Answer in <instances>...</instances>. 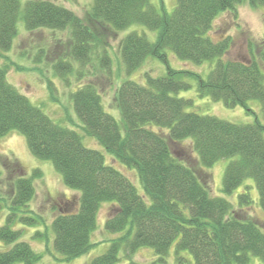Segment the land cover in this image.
Masks as SVG:
<instances>
[{"label":"trees","instance_id":"trees-1","mask_svg":"<svg viewBox=\"0 0 264 264\" xmlns=\"http://www.w3.org/2000/svg\"><path fill=\"white\" fill-rule=\"evenodd\" d=\"M175 1L174 10L167 14L159 13L150 0H93L84 20L49 0H27L23 9L20 0H0V52L10 49L19 19L27 31L69 26L67 55L81 66L96 46L103 44L99 27L115 33L140 24L156 31V38L149 41L129 33L121 40L119 52L126 72L138 69L148 57L166 66L164 76L146 75L144 85L124 81L119 86L114 100L121 124L104 111L94 85L83 84L70 94L82 132L125 168L135 169L148 200L138 194L124 173L106 164L102 153L85 147L76 131L54 123L31 104L7 82L8 64L0 66V138L11 131L22 134L31 155L50 161L64 186L80 193L78 210L60 211L52 222L54 248L66 261L84 255L93 246L90 236L96 229L98 210L101 203L110 202L112 210L104 228L120 235L89 264H115L121 249L130 258L142 247L151 248L158 261L164 262L174 242L178 264H187L179 255L185 251L193 264H249L250 256L264 264V231L248 213L252 205L248 190L238 195L233 208L226 199L210 194L209 173L202 169L233 158L224 170L222 193L230 195L246 179H252L264 211V124L258 119L234 124L200 115L187 111L193 105L191 100L171 96L190 89L186 79H193L198 96L222 101L227 107L241 106L252 114L248 101L257 100L264 120V75L258 62L252 58L249 62L223 61L229 39L208 37L215 17L228 10L236 12L244 0ZM246 1L252 7L264 6V0ZM166 50L180 60L200 64L217 58V64L204 79L171 68ZM102 59L110 63L106 51ZM71 64L62 56L53 70L62 76L72 70ZM47 86L51 93V83ZM182 142L191 147L199 170L174 154V144ZM21 175L13 180L7 224L0 226V240L13 244L0 252V264H35L40 259L28 243L17 241L20 233L8 225L16 212H32L28 203L35 194L33 179L40 177V172ZM20 219L34 222L27 216Z\"/></svg>","mask_w":264,"mask_h":264},{"label":"rangeland","instance_id":"rangeland-1","mask_svg":"<svg viewBox=\"0 0 264 264\" xmlns=\"http://www.w3.org/2000/svg\"><path fill=\"white\" fill-rule=\"evenodd\" d=\"M26 1L20 0L21 9H23ZM49 1L70 10L78 18L84 20L91 10L93 2V0ZM150 3L159 13L167 14H171L176 6L175 0H150ZM102 28L99 27L97 30H103V44L96 46L97 48L90 55V58L84 65L80 66L74 64L67 55L71 43L69 26L62 30L39 28L34 31H27L22 20L19 19L16 23L17 34L12 40L10 49L0 52V66L8 64L7 82L23 94L31 104L39 108L54 123L76 131L82 136V144L85 147L102 153L106 164L124 173L138 194L148 200L141 188L135 169L125 168L106 153L93 138L82 132L80 128L82 122L73 110L70 94L83 84L94 85L101 96L104 111L121 124L120 112L114 100L119 86L124 81L144 85L146 75L162 77L166 74V66L160 60L148 57L138 69L131 73L126 72L118 44L129 33H136L145 36L149 41H154L156 31L149 30L140 24L131 25L115 33L108 28L105 30ZM261 28H264V6L252 7L244 0L236 6V12L228 10L215 17L208 37L215 41L224 38L229 39V49L222 57L223 61L249 62L252 58L258 62L264 75V39L252 38V30ZM103 51H106L110 59L109 64L102 59ZM62 56L73 65L71 64V71L67 70L63 72L62 76H59L53 70V66ZM166 56L171 68L188 70L204 79L217 64V58L200 64L180 60L170 50H166ZM186 81L191 85L190 89L179 91L176 94L172 93L171 96L191 100L193 105L187 111L214 116L234 124H251L255 119L264 124L260 104L257 100L248 101V106L252 110V114H250L241 106L227 107L222 101H213L209 97L198 96L195 81L193 79H186ZM48 82L51 83V93L47 86ZM173 149L178 159L188 162L196 170H199V164L188 143L174 144ZM231 160L233 158L220 159L210 168L200 166L209 173L210 194L213 197L226 199L233 208H236L238 195L248 190L252 199L248 213L264 231V211L259 207V195L252 179H246L230 195H224L221 191L224 170ZM34 170L40 172V177L36 176L33 179L35 194L28 203V209L32 212H16L17 216L8 225L20 233L17 241L28 243L34 252L40 255V259L35 264H89L93 258L106 252L111 240L120 235L119 233L108 232L104 228L107 215L112 210V203L110 202H103L100 205L96 229L90 236V242L93 243V246L87 253L66 261L55 250L53 219L60 211L73 212L78 210L80 193L64 186L60 173L55 170L50 161L38 159L31 155L24 136L17 131H11L7 136L0 138V226L7 224L14 178L19 174L30 177ZM25 216L34 219V222L27 223L20 219ZM12 246L13 244H6L0 240V252L8 250ZM174 246L175 242L171 245L164 262L158 261L157 256L149 247L138 249L130 258L125 257L124 251L121 249L119 260L115 264H178ZM179 255L187 260V264H193L192 257L187 251L181 252ZM14 264L22 263L16 262ZM249 264H262V261L256 256H250Z\"/></svg>","mask_w":264,"mask_h":264},{"label":"clouds","instance_id":"clouds-1","mask_svg":"<svg viewBox=\"0 0 264 264\" xmlns=\"http://www.w3.org/2000/svg\"><path fill=\"white\" fill-rule=\"evenodd\" d=\"M253 39H264V28L252 30Z\"/></svg>","mask_w":264,"mask_h":264}]
</instances>
